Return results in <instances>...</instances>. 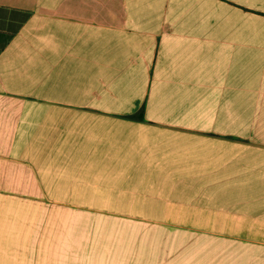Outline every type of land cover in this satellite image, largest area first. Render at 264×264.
<instances>
[{
	"label": "crops",
	"instance_id": "crops-1",
	"mask_svg": "<svg viewBox=\"0 0 264 264\" xmlns=\"http://www.w3.org/2000/svg\"><path fill=\"white\" fill-rule=\"evenodd\" d=\"M0 264H264V0H0Z\"/></svg>",
	"mask_w": 264,
	"mask_h": 264
}]
</instances>
